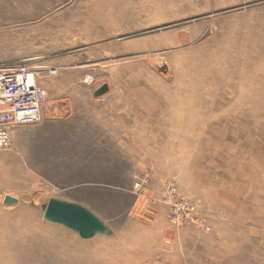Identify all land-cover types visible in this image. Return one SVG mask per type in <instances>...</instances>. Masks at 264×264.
I'll use <instances>...</instances> for the list:
<instances>
[{
	"label": "rangeland",
	"instance_id": "rangeland-1",
	"mask_svg": "<svg viewBox=\"0 0 264 264\" xmlns=\"http://www.w3.org/2000/svg\"><path fill=\"white\" fill-rule=\"evenodd\" d=\"M26 59L49 97L0 152V264H264V0H0V68Z\"/></svg>",
	"mask_w": 264,
	"mask_h": 264
},
{
	"label": "built area",
	"instance_id": "built-area-1",
	"mask_svg": "<svg viewBox=\"0 0 264 264\" xmlns=\"http://www.w3.org/2000/svg\"><path fill=\"white\" fill-rule=\"evenodd\" d=\"M24 60L12 67L0 68V152L12 147V135L20 126L42 122L48 91L39 82L40 72ZM50 76L57 70H48Z\"/></svg>",
	"mask_w": 264,
	"mask_h": 264
},
{
	"label": "water",
	"instance_id": "water-1",
	"mask_svg": "<svg viewBox=\"0 0 264 264\" xmlns=\"http://www.w3.org/2000/svg\"><path fill=\"white\" fill-rule=\"evenodd\" d=\"M158 70L166 73L167 66L159 67ZM107 91L108 86L106 83H103L94 89L92 95L98 97L105 94ZM16 202L17 199L11 196H5L4 198L5 204H13ZM40 209L44 213V220L71 230L77 233L82 239H90L98 234L108 236L112 234L111 229L102 220L88 209L76 203L50 199L47 203L40 205ZM148 212L154 214L155 210L149 208ZM133 218L146 224L150 223L138 216H133Z\"/></svg>",
	"mask_w": 264,
	"mask_h": 264
},
{
	"label": "bare ground",
	"instance_id": "bare-ground-1",
	"mask_svg": "<svg viewBox=\"0 0 264 264\" xmlns=\"http://www.w3.org/2000/svg\"><path fill=\"white\" fill-rule=\"evenodd\" d=\"M153 60V59H152ZM151 62V61H150ZM155 62V61H154ZM161 65H163V66H165L164 65V63H161L160 61L159 62H157V63H155L154 65H153V67L154 68H156L157 69V67L159 68V67H161ZM168 71H169V68L167 67V72L166 73H168ZM165 73V74H166ZM90 77H88L87 79H86V83H88V84H91V83H93V82H90ZM103 84V83H102ZM102 84H94L93 86H92V90H91V92H93L94 91V89H95V87H98V86H100V85H102ZM131 246H132V244H131ZM135 246V245H134ZM135 248V247H134ZM138 248V247H137ZM126 254V253H125ZM115 259H117V258H115ZM122 261V260H121ZM123 262V261H122ZM115 263H117V262H115Z\"/></svg>",
	"mask_w": 264,
	"mask_h": 264
}]
</instances>
